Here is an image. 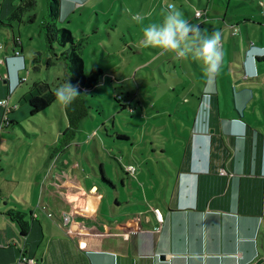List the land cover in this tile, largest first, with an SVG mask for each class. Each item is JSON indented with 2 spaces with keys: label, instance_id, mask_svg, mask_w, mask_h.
Listing matches in <instances>:
<instances>
[{
  "label": "crops",
  "instance_id": "obj_1",
  "mask_svg": "<svg viewBox=\"0 0 264 264\" xmlns=\"http://www.w3.org/2000/svg\"><path fill=\"white\" fill-rule=\"evenodd\" d=\"M259 40L248 30L243 42L249 47L243 49V72L250 85L238 89L229 80L223 85L230 112L222 115L219 83L213 88L212 80L199 103L187 102L186 113H194L187 116L191 131L168 138L170 148L134 149V163L129 158L121 164L126 179L117 169L118 181L110 178L101 161L99 184L85 164L59 153L62 161L41 189L45 213L17 211L30 223L27 238L5 214L0 264H17L21 256L36 264H264V100L256 95H264V29ZM221 47L219 70L225 66L223 42ZM234 48L241 54L240 45ZM20 50L22 58L7 61L13 82L0 90V100L16 91L17 71L27 66ZM19 245L22 251L12 248Z\"/></svg>",
  "mask_w": 264,
  "mask_h": 264
},
{
  "label": "rangeland",
  "instance_id": "obj_2",
  "mask_svg": "<svg viewBox=\"0 0 264 264\" xmlns=\"http://www.w3.org/2000/svg\"><path fill=\"white\" fill-rule=\"evenodd\" d=\"M34 1L33 9L24 11L19 19L6 21L8 9L14 12L22 1L0 0V90L7 87V79L13 82L12 64L8 66L11 77L6 67L11 59L5 58L20 49L15 48L14 38L24 50L30 72L21 71L18 75L27 76L29 83L12 91L11 112L0 107V234L3 235L8 210L39 216L45 213L40 205L41 189L51 182L55 163L58 159L59 163L62 161V152L85 164L91 179L99 184L101 161L104 164L106 161L108 176L118 181L116 169L121 177L127 178L122 166H126L129 158L134 163V149L162 144L170 148L173 141L170 143L168 138L175 140L178 131H191L188 118H194V113L192 109L186 113L187 102L199 103L197 98H202L201 91L211 88L212 80L213 88L219 83L222 115L229 113L228 92L223 85L228 80L238 89L250 85L243 72V49L249 47L247 44L244 48L243 42L246 43L250 30V36L261 44L260 32L264 29L261 27L264 0H62L59 29L70 30L81 42L86 76L100 68L106 73V80L87 92L77 89L79 96L67 107L55 102L45 113L31 115L30 105L22 97L35 82L46 81L55 92L66 80L71 84L66 63L60 58L63 49L56 44L51 50L44 36L42 25L51 1ZM169 5L181 11L189 23L209 33L223 34L225 66L218 71L217 81L216 74H206L202 64L191 58L157 56L155 50L140 44L143 25L158 22ZM197 10H207L209 19H194ZM137 13L145 17L143 23L132 19ZM235 44L240 45L241 54L235 50ZM261 79L264 82V75ZM256 95L264 100L262 91H256ZM80 101H84L86 115L73 126L71 113L76 117ZM17 105L16 110L13 107ZM122 105L131 107L123 109ZM5 111L10 112L8 116ZM4 118L11 123L4 124ZM30 242L35 241L32 238ZM12 248L22 251L24 247Z\"/></svg>",
  "mask_w": 264,
  "mask_h": 264
},
{
  "label": "trees",
  "instance_id": "obj_3",
  "mask_svg": "<svg viewBox=\"0 0 264 264\" xmlns=\"http://www.w3.org/2000/svg\"><path fill=\"white\" fill-rule=\"evenodd\" d=\"M21 1H22V4L16 6L14 12L10 13V8L8 9L9 15L6 18V21L13 20V19H19L24 11L31 10L34 8V3H35L34 0H21ZM50 1L51 3L49 4L50 5L49 13H48V16L44 24L42 25L47 45L51 50H54V46L56 44L63 49L60 58L63 59L66 63V68H67L72 86L78 88L82 92L90 91L94 89L95 87H97L98 85H100V83L106 80L104 79L106 78V73L104 72V70L99 68V69H93L91 73L89 74V76H86L85 61L81 56V42L79 41L77 42L73 33L70 30L59 29L58 27V23L61 20V1L62 0H50ZM194 19H196L195 14H194ZM0 20L2 22L1 18ZM200 21H203V20H200ZM13 41H14V46L17 49L21 48L16 38H14ZM18 51H21V50L19 49ZM21 56H22V51H21ZM11 57L13 56L7 57L5 59H11ZM21 71H27L28 74L30 73L25 64L22 65L20 69H18L16 89L23 88L29 83L27 76H24L27 78V81L20 82L21 78L18 75ZM7 81L9 80L7 79ZM7 94L9 97V95L11 94L10 91L9 93L7 92ZM116 99L118 102H121L120 98L116 97ZM22 100L29 103L30 108H31L30 110L31 115L45 113L46 110L53 103L57 102L55 91H53L52 89V84L46 81L35 82L29 88V90L23 95ZM77 104L79 107V111L76 114V117L72 116V113H71V118H72L71 124L73 126L77 125L79 123V120H81L86 115L84 101H80ZM127 107H131V106L122 105L123 109H126ZM17 109H18V105L16 106V110ZM68 109L70 112L71 107H69ZM9 113L10 112L5 111V116H8ZM3 123L6 125H9L11 121H9L8 118H4ZM122 138H125V137H122ZM19 214H22V213H19L14 210H10L6 214V216L8 217L9 220H11L12 222L16 223L19 226L22 237L27 238L28 235L30 234V229H31L30 223L28 221H25L24 219H20L18 217ZM49 261H50L49 263L52 264L51 260Z\"/></svg>",
  "mask_w": 264,
  "mask_h": 264
},
{
  "label": "clouds",
  "instance_id": "obj_4",
  "mask_svg": "<svg viewBox=\"0 0 264 264\" xmlns=\"http://www.w3.org/2000/svg\"><path fill=\"white\" fill-rule=\"evenodd\" d=\"M132 19L143 23L145 17L137 13ZM141 31L140 44L145 49L155 50L157 56L173 54L180 59L191 58L202 64L206 74L219 71L223 58L221 32L209 33L207 29L189 23L173 5H169V10L158 22L143 25ZM55 96L58 103L67 107L79 96V92L66 80L57 88Z\"/></svg>",
  "mask_w": 264,
  "mask_h": 264
},
{
  "label": "built area",
  "instance_id": "obj_5",
  "mask_svg": "<svg viewBox=\"0 0 264 264\" xmlns=\"http://www.w3.org/2000/svg\"><path fill=\"white\" fill-rule=\"evenodd\" d=\"M195 18L198 19V20H205V18L207 19V11H196L195 13ZM251 47H254V44L252 43L251 44ZM17 58H22L21 56V51H18L16 50L15 52V55L13 57H11V60L12 59H17ZM27 81V78L24 77V78H21L20 79V82H25ZM12 91H10V96L12 95ZM9 100H10V97L8 99H5V100H1L0 101V106H2L3 108L7 109L6 111H8L10 109V103H9ZM14 109H16V106L14 107ZM128 171L131 173V174H134L135 172V168L134 167H130L128 169ZM65 221L67 223L70 222V218L68 217H65ZM67 225V224H66ZM69 233L71 232V230L68 231ZM17 264H36L34 260L32 259H29L28 257L26 256H21L18 261H17Z\"/></svg>",
  "mask_w": 264,
  "mask_h": 264
},
{
  "label": "water",
  "instance_id": "obj_6",
  "mask_svg": "<svg viewBox=\"0 0 264 264\" xmlns=\"http://www.w3.org/2000/svg\"><path fill=\"white\" fill-rule=\"evenodd\" d=\"M76 228H77L76 226H73V227H72V229H73L74 231H76ZM161 259H162V260H166V256H165V255H162V256H161ZM261 263H262V262H261ZM261 263H259V264H261Z\"/></svg>",
  "mask_w": 264,
  "mask_h": 264
}]
</instances>
